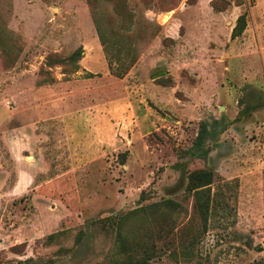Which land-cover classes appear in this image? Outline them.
<instances>
[{
	"label": "rangeland",
	"instance_id": "obj_1",
	"mask_svg": "<svg viewBox=\"0 0 264 264\" xmlns=\"http://www.w3.org/2000/svg\"><path fill=\"white\" fill-rule=\"evenodd\" d=\"M131 213L149 264H264V0H0V264H124Z\"/></svg>",
	"mask_w": 264,
	"mask_h": 264
},
{
	"label": "trees",
	"instance_id": "obj_2",
	"mask_svg": "<svg viewBox=\"0 0 264 264\" xmlns=\"http://www.w3.org/2000/svg\"><path fill=\"white\" fill-rule=\"evenodd\" d=\"M246 28H247V16L246 14H243L242 16L238 18L237 24L233 29L232 39H236L242 36ZM99 37L104 44V39H103L102 34H100V31H99ZM81 50H82L81 48L77 50L71 56V59H74V60L79 59L81 57ZM216 125H218V122L215 123V126ZM207 135H208V129L206 125L203 124L201 128V132L197 140V144H196L197 149L195 150V153L192 156L196 157L197 155L201 156L202 154L203 155L207 154V152H204L201 147ZM198 152L201 154H199ZM213 179H214V173L212 171H209V170L196 171L189 176V184H188L187 189L189 191H197L199 189L206 188L212 184ZM138 210L140 209H136L135 211H138ZM132 214L134 213L116 215L114 217L107 219V221L110 222L111 227H115V226L117 227L115 229L116 236L118 239V249L116 252V256H119V255L127 256L124 264H149L150 261L153 259V257L150 255V253L152 252L148 248H144L141 245H135V247L133 248L129 247L126 242V239L122 235V227L129 220ZM201 214H202V218L204 222L207 223V221L209 220V203L206 202L205 206L201 208ZM94 223L97 226L98 224L99 226L101 225L102 228L106 226V223H103V220H97V221H94ZM86 238L88 237H85L84 232H80L78 234L77 244H79V248L76 250L77 254L83 251L84 247H82L81 245L84 241L86 242L87 240ZM53 239H54V236L51 235L49 236L48 241H52ZM30 261H33V260H30Z\"/></svg>",
	"mask_w": 264,
	"mask_h": 264
},
{
	"label": "water",
	"instance_id": "obj_3",
	"mask_svg": "<svg viewBox=\"0 0 264 264\" xmlns=\"http://www.w3.org/2000/svg\"><path fill=\"white\" fill-rule=\"evenodd\" d=\"M139 205V204H138Z\"/></svg>",
	"mask_w": 264,
	"mask_h": 264
}]
</instances>
